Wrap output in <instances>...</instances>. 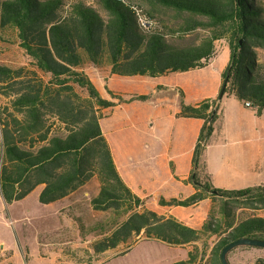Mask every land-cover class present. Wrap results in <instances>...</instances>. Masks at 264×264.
Here are the masks:
<instances>
[{"label":"trees","instance_id":"16d2710c","mask_svg":"<svg viewBox=\"0 0 264 264\" xmlns=\"http://www.w3.org/2000/svg\"><path fill=\"white\" fill-rule=\"evenodd\" d=\"M134 7L152 20L160 9H167L181 21L167 31L156 24L145 29ZM197 31L206 33L198 44L173 39ZM6 35L16 38L32 66L28 70L0 63V93L12 99L6 117L0 115V190L8 203L24 200L45 185L40 201L51 204L96 177L101 193L93 201L95 208L123 221L112 237L97 245L99 251L133 244V235L143 231L147 239L175 247L195 245L208 235L218 238L209 257L206 245L201 251L195 246L188 260L175 264H223L222 252L231 243L264 240V218L237 223L231 206L237 201L264 206V187L216 189L204 175L205 153L223 99L235 97L250 103L257 116L264 115V65L259 58V51H264V5L260 0H0V39ZM224 39L230 62L219 97L197 106L181 103L180 117L205 121L190 177L196 193L186 200L160 202L190 207L212 197L221 200L220 210L213 207L200 230L153 211L140 213L143 202L121 178L100 125L102 110L125 101L113 93L116 102L104 99L85 69L108 66L115 76L151 79L187 73L207 67L216 55L217 42ZM245 254L254 264H264V248L250 246L233 249L228 260L236 264L232 258L243 260Z\"/></svg>","mask_w":264,"mask_h":264},{"label":"crops","instance_id":"0c3cea01","mask_svg":"<svg viewBox=\"0 0 264 264\" xmlns=\"http://www.w3.org/2000/svg\"><path fill=\"white\" fill-rule=\"evenodd\" d=\"M213 60L203 69H211ZM229 62L230 59L221 69H213L214 78L211 74L197 72L203 69L155 79L120 77L112 75L110 67L108 73L99 78L108 84L104 83L106 93L99 89L104 99L116 102L110 94L113 93L125 101L112 109L102 110L100 125L121 178L143 202L140 213L149 210L166 218L174 217L195 230L202 229L207 222L215 206L212 197L190 207L162 206L160 202L162 199L186 200L196 193L190 177L194 170L195 148L205 121L180 117L181 103L184 99L187 105L197 106L205 100L217 99ZM93 69L96 68L87 67L86 74ZM169 77L172 78L167 80ZM112 83L114 88H109ZM128 88L135 93H128ZM141 97L147 99L141 100ZM247 109L235 97L225 98L221 104V117L212 138L216 140L214 146L221 152L210 155L213 149L210 145L205 153L204 175L216 189L264 187V176L249 162L245 147L241 146L245 139L248 142L264 140V115L259 117ZM255 182L259 185L253 187ZM44 189L45 185L38 186L21 200L20 203L26 204L20 208L14 206L19 201L8 203L4 197L0 198V264H111L118 256L149 240L143 231L140 236L133 235L136 239L133 244L121 243L107 251L97 249L101 241L120 229L123 221L116 220V215L110 211L95 208L93 201L101 193V184L96 177L51 204L40 201ZM37 191V202H24ZM3 229L14 232L20 251L17 244L4 239ZM170 247L187 249L189 254L193 250L192 245Z\"/></svg>","mask_w":264,"mask_h":264},{"label":"rangeland","instance_id":"374dc122","mask_svg":"<svg viewBox=\"0 0 264 264\" xmlns=\"http://www.w3.org/2000/svg\"><path fill=\"white\" fill-rule=\"evenodd\" d=\"M92 1V0H88ZM260 2L264 5V0H260ZM137 4L141 5L145 10H148L147 6L140 1H137ZM176 13L167 9H160L158 13L155 14L153 22L157 26H160L163 31H167L168 28H176L178 26L181 19H178L176 17ZM206 35L204 31H197L189 34L185 38H180L178 34L173 36V39H176L179 42H182L183 44L187 45H194L198 44L201 39ZM259 58L260 62L264 65V51H259ZM230 59V49L228 40L224 39L219 42H217L216 46V55L214 57V60L209 68L211 69H203L200 71H197L198 73H204V74H211L214 78V72L213 69L223 68V65L227 63V61ZM0 63L14 67V68H21L26 67L28 70L32 69V66L30 65L29 59L25 56L24 52L21 50L19 45L16 43V38L11 35H6L3 39H0ZM109 67H105L103 71L100 70H90L87 72V75L91 78L93 83L98 87V89L101 90L102 93H106L104 88V83L108 85L104 80L101 82L100 77H103L104 74L108 73ZM172 77H169L167 80H169ZM109 88H114V84L112 83L111 86H108ZM128 93H135L132 89L126 90ZM12 99L6 97L2 93H0V115H3V117H6V109L9 107L10 101ZM184 101V99H183ZM249 110V109H247ZM53 122V121H52ZM263 130H264V124H263ZM0 132H1V125H0ZM218 138V137H217ZM216 144V140H211V145L213 146V149L210 151V155H218L221 152V149L216 148L214 146ZM241 146L245 147V154L249 157V162L257 169L259 170V174H262L264 176V140L261 142H254L245 139V144H241ZM251 149V150H250ZM243 151V150H242ZM230 152L239 153L240 151H232ZM259 182H255L253 184V187ZM39 191L31 195L28 199H26L27 204H32L34 202H37ZM0 198H3L2 193L0 192ZM21 201L15 203V207L20 208L23 207V204L26 203H20ZM215 210L216 212H219L220 206H221V200L216 199L215 201ZM232 208L234 209V213L237 217V223H240L241 221L252 218V217H263L264 218V206L260 204L252 205L248 202L244 201H237L231 203ZM184 210V209H183ZM212 211V210H211ZM15 229L18 231V225H14ZM14 232L9 229H3L1 232V235L4 236V239H7L11 243L17 244V240L14 237ZM24 240V238H22ZM133 240V239H132ZM136 241L135 237L133 242ZM218 241L217 237H211L208 235H204L202 237V240L196 243L197 245H192L193 249L195 246L199 248L201 251L204 246L206 245L207 249V257L210 256L211 250L214 247V244ZM132 242V243H133ZM131 243V242H130ZM17 248L18 244L16 245ZM1 250V248H0ZM20 251V249H19ZM189 259V251L187 249H181V248H172L169 245H166L159 241H151V240H144L141 243H139L137 246L132 248L130 251H128L126 254L118 256L115 261L111 264H175L180 261H186ZM232 260L237 263H243V264H254V260L251 258V256H247L245 254V259L242 260V257H233ZM236 260V261H235Z\"/></svg>","mask_w":264,"mask_h":264},{"label":"water","instance_id":"95a60500","mask_svg":"<svg viewBox=\"0 0 264 264\" xmlns=\"http://www.w3.org/2000/svg\"><path fill=\"white\" fill-rule=\"evenodd\" d=\"M242 246H250V247H258V248H264V240L259 239H240L233 243H231L229 246H227L221 255L222 263L223 264H231L228 260V254L233 249H236L238 247Z\"/></svg>","mask_w":264,"mask_h":264},{"label":"built area","instance_id":"2783aa9c","mask_svg":"<svg viewBox=\"0 0 264 264\" xmlns=\"http://www.w3.org/2000/svg\"><path fill=\"white\" fill-rule=\"evenodd\" d=\"M118 1H122L124 2V0H118ZM138 19H139V23L140 25L145 28V29H150L153 27L154 25V22L152 19H150V17L147 16V14L144 13L143 9H140L138 7H134L133 8ZM245 106L247 108L251 107V104L250 103H246Z\"/></svg>","mask_w":264,"mask_h":264}]
</instances>
